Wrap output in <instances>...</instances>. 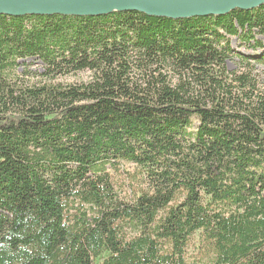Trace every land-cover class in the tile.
Returning <instances> with one entry per match:
<instances>
[{"label": "trees", "instance_id": "obj_1", "mask_svg": "<svg viewBox=\"0 0 264 264\" xmlns=\"http://www.w3.org/2000/svg\"><path fill=\"white\" fill-rule=\"evenodd\" d=\"M255 34L264 4L0 15V264H264L261 43L226 68Z\"/></svg>", "mask_w": 264, "mask_h": 264}, {"label": "water", "instance_id": "obj_2", "mask_svg": "<svg viewBox=\"0 0 264 264\" xmlns=\"http://www.w3.org/2000/svg\"><path fill=\"white\" fill-rule=\"evenodd\" d=\"M264 0H0V15L101 16L138 11L148 16L187 19L223 16L235 9L250 10Z\"/></svg>", "mask_w": 264, "mask_h": 264}, {"label": "rangeland", "instance_id": "obj_3", "mask_svg": "<svg viewBox=\"0 0 264 264\" xmlns=\"http://www.w3.org/2000/svg\"><path fill=\"white\" fill-rule=\"evenodd\" d=\"M255 41H259L261 43L262 50L264 51V37L259 34H255L254 40L251 39L249 41L239 37H231L230 43L233 53L232 56L226 61V68L229 71H236L237 73H239V71L242 69V65L239 63L238 57L253 55V48L256 46ZM263 51H258L255 55L259 56L260 54H262ZM26 62L30 65L24 66L23 68H19V74H21L26 80H30L33 82L44 80V78L40 74L41 71L39 68V64L37 62L35 64H32L29 60H27ZM252 66V73L255 75L257 87L259 88V91L263 92L264 94V63ZM87 76L88 72L72 73L64 76H58L54 78L52 82L60 84H69L78 82L80 80H85Z\"/></svg>", "mask_w": 264, "mask_h": 264}]
</instances>
